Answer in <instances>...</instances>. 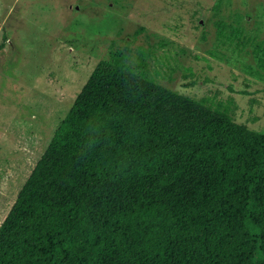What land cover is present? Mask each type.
Masks as SVG:
<instances>
[{
  "label": "trees",
  "instance_id": "1",
  "mask_svg": "<svg viewBox=\"0 0 264 264\" xmlns=\"http://www.w3.org/2000/svg\"><path fill=\"white\" fill-rule=\"evenodd\" d=\"M0 264H264V131L97 61L0 222Z\"/></svg>",
  "mask_w": 264,
  "mask_h": 264
},
{
  "label": "rangeland",
  "instance_id": "2",
  "mask_svg": "<svg viewBox=\"0 0 264 264\" xmlns=\"http://www.w3.org/2000/svg\"><path fill=\"white\" fill-rule=\"evenodd\" d=\"M264 0H0V222L99 60L264 131Z\"/></svg>",
  "mask_w": 264,
  "mask_h": 264
}]
</instances>
